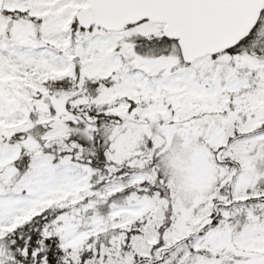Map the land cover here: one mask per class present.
<instances>
[{
	"label": "snow or ice",
	"instance_id": "6c2138e0",
	"mask_svg": "<svg viewBox=\"0 0 264 264\" xmlns=\"http://www.w3.org/2000/svg\"><path fill=\"white\" fill-rule=\"evenodd\" d=\"M0 264H264V0H0Z\"/></svg>",
	"mask_w": 264,
	"mask_h": 264
}]
</instances>
